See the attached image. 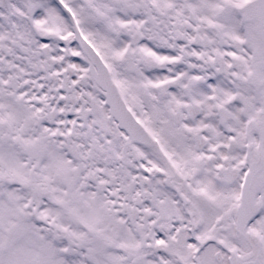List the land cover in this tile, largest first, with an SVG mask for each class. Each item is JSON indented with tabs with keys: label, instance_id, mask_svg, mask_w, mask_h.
<instances>
[{
	"label": "snow or ice",
	"instance_id": "snow-or-ice-1",
	"mask_svg": "<svg viewBox=\"0 0 264 264\" xmlns=\"http://www.w3.org/2000/svg\"><path fill=\"white\" fill-rule=\"evenodd\" d=\"M0 264H264V0H0Z\"/></svg>",
	"mask_w": 264,
	"mask_h": 264
}]
</instances>
